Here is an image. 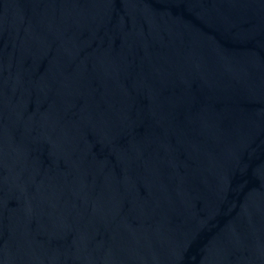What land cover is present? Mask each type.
Wrapping results in <instances>:
<instances>
[{
    "label": "water",
    "instance_id": "obj_1",
    "mask_svg": "<svg viewBox=\"0 0 264 264\" xmlns=\"http://www.w3.org/2000/svg\"><path fill=\"white\" fill-rule=\"evenodd\" d=\"M0 264H264V0H0Z\"/></svg>",
    "mask_w": 264,
    "mask_h": 264
}]
</instances>
